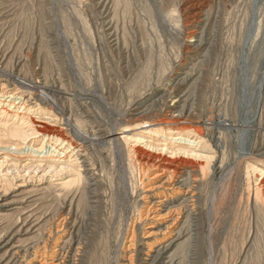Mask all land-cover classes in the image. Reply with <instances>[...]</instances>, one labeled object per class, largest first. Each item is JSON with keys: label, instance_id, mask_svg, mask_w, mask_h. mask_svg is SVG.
I'll return each instance as SVG.
<instances>
[{"label": "rangeland", "instance_id": "374dc122", "mask_svg": "<svg viewBox=\"0 0 264 264\" xmlns=\"http://www.w3.org/2000/svg\"><path fill=\"white\" fill-rule=\"evenodd\" d=\"M192 35L205 45L202 50L187 48ZM263 59L264 0H0V78H26L55 95L54 117L36 122H49L76 142L66 118L88 134L119 133L134 125L135 108L154 122L169 116L171 104L189 112L190 127L204 139L202 150L193 151L208 165L189 183L198 196L176 264H264V205L256 209L246 202L247 188L253 192L264 181ZM186 74L191 80L179 84ZM222 120L228 126H220ZM126 135L130 145H80L96 177L84 199L97 202L78 209L76 201L69 204L49 191L51 183L81 172L78 163L76 168L54 162L57 154L29 151L42 143L37 135L21 150L11 149L20 141L0 131V205L44 188V202L31 210L51 221L69 214L70 240L84 251L77 264H122L140 186L126 151L161 140L185 149L180 140L135 142L137 132ZM163 155L171 152L164 149ZM136 250L135 264L143 259Z\"/></svg>", "mask_w": 264, "mask_h": 264}, {"label": "bare ground", "instance_id": "6f19581e", "mask_svg": "<svg viewBox=\"0 0 264 264\" xmlns=\"http://www.w3.org/2000/svg\"><path fill=\"white\" fill-rule=\"evenodd\" d=\"M204 47L205 45L200 39H196V36L191 37L187 43L189 49L199 48L198 50H202ZM4 77L6 76L0 78V131L6 136L20 141L14 145L11 144V149L21 150L28 143V137L37 135L41 137L42 143L36 147L29 146V151L38 155L44 152L43 157L59 155L52 159L54 162L66 160L71 166L78 163L77 167L82 173L78 172L73 178L51 183L49 188L52 194L51 191L49 193L55 198H62L69 204L76 201L77 208L83 207L85 204L94 205L97 202L96 197L93 196H89V200L84 199L85 192L95 186L96 177H94V165L92 167V163H89L80 146L82 143L116 147L122 141L125 145H130L128 140L132 137L126 133L135 132L138 134L137 139L134 138L135 142L144 137L153 138L156 136L166 137V140L174 142L177 140L183 142L184 150L176 149V145H172L175 146L174 148L167 147L169 143L161 140L159 145L151 143L146 148L132 146L129 148L130 150L126 151L132 154L131 158L127 157L133 163L129 161L130 166L134 165L138 172L140 186L136 190V198L133 197L134 195L132 196L137 207L133 209L135 213L129 218H132L130 229H126L128 236L125 238L123 246L122 264H135L133 253L136 248H139L143 254L142 262L137 264H176V254L182 253L187 244L189 229L186 228V220L195 206L194 188L189 183L198 181L197 175H204L203 172L208 165L206 162L208 159L204 160L205 164L200 162L199 154L193 151L195 149L202 150L201 144L204 139L198 131L190 127L189 112H186L182 106L171 104V109L168 111L169 116L163 119L159 117L161 120L154 122L143 117L141 107L135 108L134 125L126 126L119 133L96 129L88 134L81 128L79 122L66 118L65 125L70 128L77 139L76 142L81 141L78 144L67 137L61 129L46 125L49 122L35 121L34 118L42 119L41 117H44L43 119L50 121L51 118L48 117L51 115L54 117V113L51 112L57 107L55 95L48 91L46 85H40L19 76ZM188 80L191 79L186 74L178 83L184 85ZM177 98L178 96H176V101H179ZM41 105L49 107V115L40 107ZM36 114L39 117L32 116ZM144 125L147 126V129H140ZM220 126L228 125L222 120ZM241 127L245 129L248 126ZM164 149H168L171 156L163 155ZM180 153H182L181 156ZM189 156L197 160L188 159ZM1 164L2 162H0V166ZM251 169L255 171V167ZM191 176L193 178L190 181L189 177ZM43 190L44 188L37 189L35 192L23 191L11 201H1L0 264H77V261L82 259L84 251L82 252L79 244L70 240L69 237V231L74 224L70 223L69 214H67L68 217L60 215L51 221V219L36 216L35 211L31 210L34 204L42 201L43 197L40 192ZM195 195L198 196V194ZM246 202H251L256 209L264 205V181L259 182L258 180L257 187L253 192L247 188ZM130 209L132 210V207ZM36 236H39V240L33 243L31 239Z\"/></svg>", "mask_w": 264, "mask_h": 264}]
</instances>
